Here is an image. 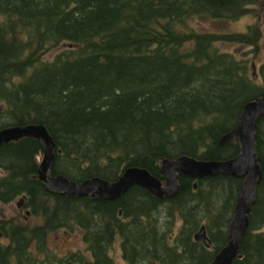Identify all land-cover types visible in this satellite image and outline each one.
Here are the masks:
<instances>
[{
  "label": "trees",
  "instance_id": "1",
  "mask_svg": "<svg viewBox=\"0 0 264 264\" xmlns=\"http://www.w3.org/2000/svg\"><path fill=\"white\" fill-rule=\"evenodd\" d=\"M259 1L0 0V127L45 124L56 143L49 174L77 181L115 180L139 165L165 183L164 157L235 156L236 137L224 145L220 138L264 91V62L261 83L250 56L218 42L256 53L262 33L257 25L199 30L190 21L237 19ZM257 148L263 177L232 264H264V115ZM42 154L31 136L0 146V204L20 198L26 209L23 218L0 217V264H119L109 253L116 239L126 264H203L227 242L242 176L180 175L171 197L134 184L115 199H95L49 191L38 176ZM203 224L210 246L194 238ZM76 225L88 250L58 253L51 232Z\"/></svg>",
  "mask_w": 264,
  "mask_h": 264
},
{
  "label": "water",
  "instance_id": "2",
  "mask_svg": "<svg viewBox=\"0 0 264 264\" xmlns=\"http://www.w3.org/2000/svg\"><path fill=\"white\" fill-rule=\"evenodd\" d=\"M254 76H257L256 72ZM263 115L264 91L245 103L236 126L220 138V143L224 145L236 137L241 149L237 155L219 159L198 158L186 153L177 157H164L161 170L165 175V184L146 167L139 165L128 166L115 180L94 176L77 181L63 173L49 175L48 171L53 168L55 160L56 143L49 128L40 122L0 127V146L5 142L25 136L39 139L43 144V156L38 167L39 178L49 191H61L70 196L91 195L95 199H115L132 185L139 184L159 197H171L180 190V175L204 177L215 174H232L242 176L243 181L229 225L227 242L212 260L203 263L232 264L235 257L240 255V242L249 225V213L256 201L257 188L263 177L257 148L258 120ZM195 187H197V182H195ZM194 237L196 240L203 241L207 246L211 245L205 224L195 232Z\"/></svg>",
  "mask_w": 264,
  "mask_h": 264
},
{
  "label": "rangeland",
  "instance_id": "3",
  "mask_svg": "<svg viewBox=\"0 0 264 264\" xmlns=\"http://www.w3.org/2000/svg\"><path fill=\"white\" fill-rule=\"evenodd\" d=\"M252 11L246 13L237 19H225V18H212L206 15H196L191 18V25L199 30L207 31H245L250 25H257L260 27L262 37L260 39L259 47L256 53L253 50V45H245L239 42L233 41H219L218 45L223 50L235 51L238 55L250 56L253 65V71L258 69L264 62V0H260L255 6L252 7ZM52 52L47 53L50 55ZM259 82L262 81V77L257 78ZM20 198H16L10 202L0 204V217L2 216H12L19 215L22 218L26 214V209L20 206ZM159 216L160 224L163 226V221L165 220L164 209ZM27 220L31 222L42 221L41 217L30 216ZM181 219L179 218L173 228L174 234L179 231ZM50 245L60 254H65L67 251L72 249H82L84 251L88 250L87 244L84 240L83 229L76 225L72 229L60 228L56 231L51 232L49 237ZM110 254L116 259L119 264H126V260L123 256V251L121 248V240L116 239L109 250ZM143 263V262H142Z\"/></svg>",
  "mask_w": 264,
  "mask_h": 264
},
{
  "label": "flooded vegetation",
  "instance_id": "4",
  "mask_svg": "<svg viewBox=\"0 0 264 264\" xmlns=\"http://www.w3.org/2000/svg\"><path fill=\"white\" fill-rule=\"evenodd\" d=\"M262 229H264V225L262 226Z\"/></svg>",
  "mask_w": 264,
  "mask_h": 264
}]
</instances>
